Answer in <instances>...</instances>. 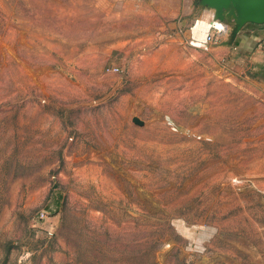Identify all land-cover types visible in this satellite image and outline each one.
Returning <instances> with one entry per match:
<instances>
[{
	"label": "rangeland",
	"instance_id": "374dc122",
	"mask_svg": "<svg viewBox=\"0 0 264 264\" xmlns=\"http://www.w3.org/2000/svg\"><path fill=\"white\" fill-rule=\"evenodd\" d=\"M124 11L0 0V264H264V69Z\"/></svg>",
	"mask_w": 264,
	"mask_h": 264
},
{
	"label": "crops",
	"instance_id": "0c3cea01",
	"mask_svg": "<svg viewBox=\"0 0 264 264\" xmlns=\"http://www.w3.org/2000/svg\"><path fill=\"white\" fill-rule=\"evenodd\" d=\"M122 3L125 7V17L141 21L142 35L145 34L147 26L153 29L154 34L159 35L166 23V26L173 25L177 35V31L181 29L187 39L194 38L200 42L207 34L209 25L214 21L213 11L199 8L195 0H122ZM72 16L80 17L81 14L74 13ZM187 19L192 20L187 25L188 31L185 33ZM227 40L228 37L220 43L211 44L205 51L193 43L186 44L181 37L184 47L200 51L203 54L201 56H206V67L211 70L215 67L225 75L240 77L245 71L249 73L256 69H264V25L248 24L232 45L225 46L224 42ZM124 43L128 44L127 47L133 48L136 44L137 47L144 49L147 41L144 37L136 39L132 37ZM186 62L193 63L191 59Z\"/></svg>",
	"mask_w": 264,
	"mask_h": 264
},
{
	"label": "water",
	"instance_id": "95a60500",
	"mask_svg": "<svg viewBox=\"0 0 264 264\" xmlns=\"http://www.w3.org/2000/svg\"><path fill=\"white\" fill-rule=\"evenodd\" d=\"M199 8L213 11V19L229 26L225 46H230L248 24L264 25V0H195ZM133 123L141 126L137 118Z\"/></svg>",
	"mask_w": 264,
	"mask_h": 264
},
{
	"label": "built area",
	"instance_id": "2783aa9c",
	"mask_svg": "<svg viewBox=\"0 0 264 264\" xmlns=\"http://www.w3.org/2000/svg\"><path fill=\"white\" fill-rule=\"evenodd\" d=\"M229 31L230 28L229 26H227L225 23L220 22V21H213L211 22V24L208 27V32L205 35L204 39L200 42H197L196 39L191 38V39H187L182 30L179 29L177 32L179 34V36L182 37V40L188 44V43H193L194 45H197L198 47L202 48L203 50L207 51L209 48V45L211 44H215V43H220L221 41H223L224 39H226L229 35ZM111 73H119V69L116 67H112L108 70ZM48 214L46 212H41L38 215L37 220L39 221H44L45 219H47Z\"/></svg>",
	"mask_w": 264,
	"mask_h": 264
}]
</instances>
